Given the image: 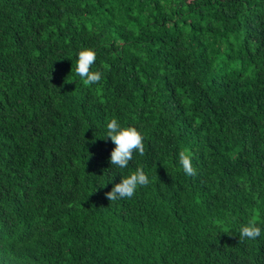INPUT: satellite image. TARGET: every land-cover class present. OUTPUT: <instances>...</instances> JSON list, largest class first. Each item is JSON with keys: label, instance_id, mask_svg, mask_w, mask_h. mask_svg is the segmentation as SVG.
I'll use <instances>...</instances> for the list:
<instances>
[{"label": "trees", "instance_id": "1", "mask_svg": "<svg viewBox=\"0 0 264 264\" xmlns=\"http://www.w3.org/2000/svg\"><path fill=\"white\" fill-rule=\"evenodd\" d=\"M0 264H264V0H0Z\"/></svg>", "mask_w": 264, "mask_h": 264}, {"label": "clouds", "instance_id": "2", "mask_svg": "<svg viewBox=\"0 0 264 264\" xmlns=\"http://www.w3.org/2000/svg\"><path fill=\"white\" fill-rule=\"evenodd\" d=\"M96 61V53L90 48L79 51L77 57L76 74L81 78L85 85L97 84L102 79V73L91 71L92 65ZM110 139L115 148L111 151L109 162L112 166L120 169L127 168L133 159V153L137 152L144 155V136L136 127H122L117 119H112L107 124V132L104 139ZM91 153H89V156ZM179 163L188 176L197 175L196 168L193 167L192 159L184 151L179 153ZM150 180L143 168H137L135 172L115 184L111 191L105 193L109 201L132 198L137 189L149 185ZM262 234L261 227L255 223L242 226L239 231L240 240L254 241Z\"/></svg>", "mask_w": 264, "mask_h": 264}]
</instances>
